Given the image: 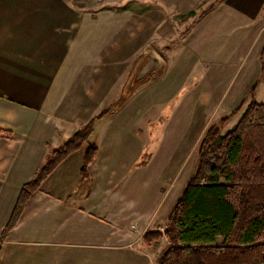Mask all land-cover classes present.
Masks as SVG:
<instances>
[{"label":"crops","instance_id":"crops-1","mask_svg":"<svg viewBox=\"0 0 264 264\" xmlns=\"http://www.w3.org/2000/svg\"><path fill=\"white\" fill-rule=\"evenodd\" d=\"M158 1L164 7L174 5L179 14L187 10L185 3L176 0ZM69 4L65 0H0V130L14 133L12 139L0 138V264H156L167 240L147 245L143 236L164 231L186 186L171 199V177L166 182L163 173L153 168L154 146L161 136L156 121L162 120L170 148L189 149L190 141L198 146L211 124L244 102L231 129L251 103L254 87V99L262 103L264 0H221L187 38L169 42L171 50L164 52L168 59L163 58L158 80L154 83L149 77L140 86L135 82L125 99V88L133 85L134 67H124L123 32L103 24L105 19L125 15H89L100 22L92 32L100 34L97 45L90 46L94 38L85 36L69 44L70 39L52 24L75 21ZM205 20L212 22L206 34L201 32L195 40H206L193 42L203 55L198 65V60H187L185 54L192 50L186 42ZM141 30L139 25L128 41L129 54L145 50V40L140 38L145 37V29ZM225 32L240 40L231 43L235 49L224 63L221 56L226 46L220 45V39ZM151 37L154 41L155 35ZM246 46L255 53L251 56L254 68L237 82L250 51L243 55L238 50ZM178 58L182 59L179 68ZM220 62L224 67L218 70L227 72L225 80L215 76L203 83L210 67ZM232 62H240L239 67ZM189 91L187 99L197 102L200 96L209 106L181 112L175 106L167 116L163 107L175 99L179 104ZM109 109L112 114L97 123L90 138L98 154L89 177L81 175L84 150L69 156L32 196L3 240L22 186L35 177L54 148ZM217 111L224 115L216 116ZM184 116L193 122L182 124ZM198 131L200 135L193 137Z\"/></svg>","mask_w":264,"mask_h":264},{"label":"trees","instance_id":"trees-1","mask_svg":"<svg viewBox=\"0 0 264 264\" xmlns=\"http://www.w3.org/2000/svg\"><path fill=\"white\" fill-rule=\"evenodd\" d=\"M220 1L202 11L198 20ZM162 50L171 49L168 46ZM261 63L264 68V47ZM255 90L256 87L251 92V103L231 129L222 132L242 111L244 102L206 129L197 146L195 171L164 231H149L143 236L147 245L167 240L156 264H264V103L254 99ZM111 114V109L102 111L52 150L35 177L22 186L2 233L3 240L18 223L32 196L69 156L84 150L81 175L83 179L89 177L98 154L90 138L97 123ZM13 137V132L0 130V138Z\"/></svg>","mask_w":264,"mask_h":264},{"label":"rangeland","instance_id":"rangeland-1","mask_svg":"<svg viewBox=\"0 0 264 264\" xmlns=\"http://www.w3.org/2000/svg\"><path fill=\"white\" fill-rule=\"evenodd\" d=\"M66 2H70V9L73 14H75V21H65V22H57L52 23L56 28L59 30L60 33H62L61 36H66L68 39H70V43H76V41L85 36L88 39L94 38L93 42L90 44V46L93 44V46H96L98 43V38H100L99 33H92L93 30L100 24L99 21H93L94 17H90L89 15L94 14H107L108 12L112 13H118L120 15L124 14L125 17L123 18H117L116 20H106L103 21V24L115 26L117 30L122 31L123 34H119V36H124V53H123V59H124V67L126 68L129 64L134 67L133 72V85L130 83L128 87L125 88V97L130 96V92L135 89V78L137 73L139 72L140 68L143 66V64L149 59L150 54L154 53L157 55L161 61L163 62V68L161 70H154L150 74H148L144 79L138 82V86H140L145 80L149 79L154 81H157L160 77V74L162 73L164 69V61L163 58H167L168 54L162 52V48L165 46H168L170 41H176L179 42L181 40H184L187 38V35L191 33V31L194 29V25L199 21L198 17L202 11L207 9L209 6H211L213 3H215L218 0H176L178 2L185 3L184 8L187 9L185 14H179L176 11V8L174 5H171L170 7L163 6L159 3L158 0H65ZM174 1V0H172ZM199 3V4H198ZM198 4V5H197ZM182 6V5H181ZM191 8V9H190ZM191 12H194L193 15H190ZM187 13V14H186ZM140 15L138 19L132 18L131 15ZM148 14H150V18L148 17ZM129 15V16H126ZM153 16L154 18H151ZM153 19V21H150ZM212 19V17H211ZM155 20V21H154ZM212 22V20H205L201 26H198L197 30L192 34L193 37H190V39L186 42V46H190L191 52L188 51L187 54H185L186 58L190 63H193L194 60H198V65H201L202 61L201 58L203 55L201 54V51L199 50L198 43L205 41L204 40H195L197 37L199 38V34L201 32H205L208 28V25ZM140 25V30L142 28L145 29V37L141 36V41L145 42V50H142L139 55H133L129 54L127 52L130 50L128 48V41H132V37H135L134 31L137 29V27ZM150 25L149 28V36H147V26ZM152 26V27H151ZM155 29V30H152ZM114 30V29H113ZM142 31V30H141ZM189 31V32H188ZM188 32L187 34H185ZM57 34V32H56ZM92 34V37H91ZM133 34V35H132ZM155 35V40L153 41L152 37ZM226 37L221 38L220 45L223 44L226 47L222 48V51L225 52L224 55L221 56V59L226 62L225 59L232 54L233 47L232 42L236 39L235 38H229L227 37V32L224 34ZM105 36V34L103 35ZM130 37V38H129ZM151 37V38H150ZM149 40V42H148ZM223 41V43H222ZM134 42V41H133ZM132 42V43H133ZM130 44L132 47H134V44ZM216 44V43H214ZM219 44V43H218ZM211 45V43H210ZM92 46V47H93ZM175 48V47H174ZM221 48V46H220ZM187 49V48H186ZM250 49H248V46L241 47L240 50H238V53H243L245 55ZM255 53H252L250 50L244 61L241 64V76L237 80V82L241 81L242 75H245V72H251L252 68H254V64H252L251 56H253ZM197 57H200L199 59ZM168 59V58H167ZM180 58H178L177 63L178 68L179 64L181 63ZM228 64V63H227ZM240 62L234 63L232 62L231 65L234 66V68L237 66L239 67ZM224 67V65L220 62V64H215L213 67H210V71L208 72L207 78H205L204 82L206 80L209 82L211 78H214L215 76H219L221 81L225 80V76L227 72L221 73L218 68ZM199 69V67H198ZM220 69V68H219ZM155 73V74H154ZM149 80V81H150ZM190 91L184 94L183 98L178 104V99H175L171 102L170 105H165L163 108L164 111L167 112V116L170 115L172 111H174L175 106H177V110L179 112L183 110H189L190 108L192 110H202L206 109L208 104H204L200 100V96L196 97L197 102L187 99V95H190ZM259 94L264 96V86H261L259 89ZM259 102L264 103V98H260ZM186 101H189L188 103ZM178 104V105H176ZM192 105V107L190 106ZM203 110V111H204ZM224 115L223 113H219L217 111L215 115L217 116ZM213 115V116H215ZM186 117H189V115H186ZM220 118V117H219ZM218 118V119H219ZM182 124L187 122L189 118L182 117ZM217 118L213 119L216 120ZM235 119V118H233ZM230 120L223 128L222 132H227L232 124L235 123V120ZM206 120V119H205ZM212 120V119H210ZM158 124L157 132L160 131L161 136L156 139V143L154 146V157L155 162L153 168L156 170V172L163 173V177L165 178L166 182H168L169 176L170 178V189H171V199L174 197H177V194H180L182 191V188L186 183L189 181L190 177L195 171L196 168V158H197V146L196 142L191 143V141L187 144L189 149L183 148V149H172L170 147V137L168 134L163 133V123L162 120L156 121ZM193 122V120H189V123ZM209 122V120L207 121ZM202 128V127H201ZM206 129L207 127L204 126ZM229 128V129H228ZM201 130V129H200ZM198 131L196 135H193V137H197L200 135ZM184 137V136H181ZM197 139V138H196ZM196 141V140H195ZM186 154V155H185ZM185 155V156H184ZM184 156V159H183ZM146 158V156H145ZM167 163V164H165ZM165 164V166H164Z\"/></svg>","mask_w":264,"mask_h":264},{"label":"water","instance_id":"water-1","mask_svg":"<svg viewBox=\"0 0 264 264\" xmlns=\"http://www.w3.org/2000/svg\"><path fill=\"white\" fill-rule=\"evenodd\" d=\"M163 68V62L154 53L150 54L149 59L143 64L139 72L136 75L135 82H139L144 79L148 74L154 70H161Z\"/></svg>","mask_w":264,"mask_h":264}]
</instances>
